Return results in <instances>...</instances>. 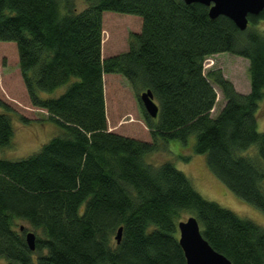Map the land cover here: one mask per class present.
I'll list each match as a JSON object with an SVG mask.
<instances>
[{
	"label": "trees",
	"instance_id": "trees-1",
	"mask_svg": "<svg viewBox=\"0 0 264 264\" xmlns=\"http://www.w3.org/2000/svg\"><path fill=\"white\" fill-rule=\"evenodd\" d=\"M82 1L79 8L77 0H0V41L16 44L29 101L63 130L24 158H0V264H187L177 223L188 216L232 264H264L263 226L205 199L172 161L145 159L169 140L195 135L193 151L206 155L210 170L264 212V131L256 115L264 36L255 27L264 9L240 30L224 15L211 18L201 3ZM103 11L142 19L128 49L106 58ZM222 52L248 60L249 92H238L220 69L204 72L205 59ZM110 73L130 83L140 104L139 93L152 91L157 117L143 108L151 141L108 130L103 75ZM63 85L58 96H41ZM215 87L225 102L212 116ZM0 108L2 147L13 124L1 99ZM252 145L258 156L243 155ZM17 220L37 233L33 251Z\"/></svg>",
	"mask_w": 264,
	"mask_h": 264
},
{
	"label": "rangeland",
	"instance_id": "rangeland-1",
	"mask_svg": "<svg viewBox=\"0 0 264 264\" xmlns=\"http://www.w3.org/2000/svg\"><path fill=\"white\" fill-rule=\"evenodd\" d=\"M77 4L79 8L84 6L82 0H77ZM141 24L142 19L138 15L103 11L102 57L106 58L126 51L130 33L140 32ZM255 27L264 36V20H259ZM203 69L205 73L211 69H220L223 76L232 82L238 92H249L246 58L227 52L218 53L205 59ZM103 84L108 130L151 141L150 132L144 123L143 107L130 83L123 76L110 73L103 75ZM66 87L67 85H63L53 92H42L41 96H58ZM215 89L217 97L216 104L211 110L212 116L217 115L225 102L221 91L217 87ZM0 99L10 109L13 124V136L8 144L0 147V158L8 160L24 158L38 151L50 138L63 133L62 128L48 118L46 110L30 103L20 75L17 48L13 41H0ZM3 110L0 108V111ZM256 115L257 130L262 132L264 131V99L259 100ZM194 142L195 135L189 136L185 142L173 139L163 144L159 141L161 145L163 144L161 150L147 154L145 159L155 165L172 161L205 199L215 201L238 216L264 227V212L229 190L208 167L206 155L193 151ZM243 155L258 156L257 147L250 146ZM187 156L189 159H183ZM20 225H25L28 230L35 232L25 220H17L15 228Z\"/></svg>",
	"mask_w": 264,
	"mask_h": 264
},
{
	"label": "water",
	"instance_id": "water-1",
	"mask_svg": "<svg viewBox=\"0 0 264 264\" xmlns=\"http://www.w3.org/2000/svg\"><path fill=\"white\" fill-rule=\"evenodd\" d=\"M185 3H201L208 6V13L211 18L224 15L231 19L236 27L245 30L248 26V15H258L264 9V0H184ZM139 100L146 113L156 118L158 105L150 89L139 93ZM20 231L24 225L19 226ZM178 242L184 252L187 264H232L223 254L211 247L203 237L197 219L188 216L177 223ZM122 227H119L115 234V240L120 242ZM25 240L28 248L34 250L36 246V234L26 230Z\"/></svg>",
	"mask_w": 264,
	"mask_h": 264
}]
</instances>
